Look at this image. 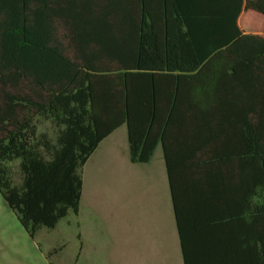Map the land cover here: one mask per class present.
I'll use <instances>...</instances> for the list:
<instances>
[{
  "label": "trees",
  "instance_id": "16d2710c",
  "mask_svg": "<svg viewBox=\"0 0 264 264\" xmlns=\"http://www.w3.org/2000/svg\"><path fill=\"white\" fill-rule=\"evenodd\" d=\"M215 57L256 86L264 119V0H0V196L28 236L77 214L83 164L117 126L147 161L140 107L153 119L170 72ZM258 153L264 168V141Z\"/></svg>",
  "mask_w": 264,
  "mask_h": 264
},
{
  "label": "crops",
  "instance_id": "0c3cea01",
  "mask_svg": "<svg viewBox=\"0 0 264 264\" xmlns=\"http://www.w3.org/2000/svg\"><path fill=\"white\" fill-rule=\"evenodd\" d=\"M215 60L170 72L153 119L140 107L137 127L155 143L147 161H131L126 122L91 152L73 264H264L257 89Z\"/></svg>",
  "mask_w": 264,
  "mask_h": 264
},
{
  "label": "rangeland",
  "instance_id": "374dc122",
  "mask_svg": "<svg viewBox=\"0 0 264 264\" xmlns=\"http://www.w3.org/2000/svg\"><path fill=\"white\" fill-rule=\"evenodd\" d=\"M38 130L50 134L53 127L49 121H41ZM9 166L17 181V161L10 162ZM67 215L54 228L41 227L30 238L0 196V264H73L75 240L70 233L75 227V217L72 212ZM48 252L50 255L46 258Z\"/></svg>",
  "mask_w": 264,
  "mask_h": 264
}]
</instances>
